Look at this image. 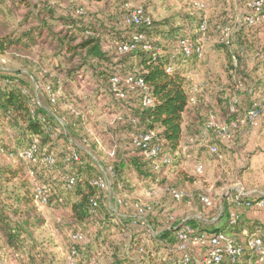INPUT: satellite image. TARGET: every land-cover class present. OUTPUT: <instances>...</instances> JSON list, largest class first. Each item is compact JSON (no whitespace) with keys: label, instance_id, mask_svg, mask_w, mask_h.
<instances>
[{"label":"trees","instance_id":"16d2710c","mask_svg":"<svg viewBox=\"0 0 264 264\" xmlns=\"http://www.w3.org/2000/svg\"><path fill=\"white\" fill-rule=\"evenodd\" d=\"M128 2L0 0V55L18 61L26 68L25 75H33L32 83L20 72L0 70V248L3 258L6 264H55L53 258H47L35 231L46 223L41 207L67 204L68 219L84 226V230L72 232L81 233L82 239L69 237V240L81 258L87 260H93L101 250L107 255L104 264H180V254L176 251L178 232L189 226L192 238L224 232L242 245L239 259L231 261L224 256L220 264H256L257 253L247 246V240L260 229L264 244V223L247 222L238 216L233 221L230 203L220 196L208 195L212 205L206 206L201 196L207 193L196 184L197 177L184 169L185 158L190 154L186 148L191 145L187 137L195 142L206 139L211 131L204 132L205 124L215 117L203 102V91L192 94L187 73L199 57L195 51L184 53L180 42L191 40L195 45H202L205 38L215 35L211 31L214 26L218 31L216 48L227 54L228 64L232 66V53H264V41L261 43L254 37L263 26L262 19L252 10V22L243 19L231 40L225 42L221 39V28L230 21L227 16H221L222 20L219 18L220 22L214 24L212 20L205 21L201 7H183L155 20L146 16L142 8L150 22L127 23L125 16L131 10ZM94 3L103 6L92 12L88 8ZM138 34L142 37L133 48L120 49L132 43ZM260 66H264V58ZM129 75L134 80L127 83ZM113 77L118 78L117 85L125 93L124 97L113 90ZM37 79L40 85H36ZM139 80L143 85L137 83ZM84 85L93 88L96 101L108 91L114 100L109 102L110 98L103 96L100 110L117 115L115 126L99 130L91 137L85 125L92 113L58 110L61 101H81L76 93ZM247 93L245 89L243 100L234 103L232 109L223 100L219 101L220 118L228 123L240 121L249 107ZM144 96L151 99L150 104L143 103ZM253 103L262 109L258 102ZM149 131L155 133L152 143L158 147V168L132 141L133 135ZM121 136L128 137L130 147L127 140L123 144L119 141ZM62 139L67 150L59 147ZM105 140L110 142V151L105 152L107 160L103 164H91L84 156H91L86 146L92 143L97 147L99 141ZM33 146L35 160L25 158L21 152ZM74 153L78 160L74 159ZM49 155L55 160L52 165L41 160ZM165 157L167 162L163 161ZM49 166L55 167V172L63 170L62 183L46 181L45 175L52 174ZM108 167L112 169V175H108L110 194L92 184L95 179L106 181ZM70 177L74 183L66 189L65 182ZM221 184L218 181L216 185ZM37 186L43 190L45 204H36ZM141 187L165 189L173 201L182 200L183 207L169 208L162 201H145L136 191ZM172 190L183 191L184 195L177 199ZM259 200L260 197L248 199L247 195L240 198L241 202L250 204ZM111 201L120 208L112 210ZM189 204L193 206L190 207L192 214H186ZM126 223L142 227L132 230L125 227ZM244 228L248 229L247 234H242ZM91 231L95 241L84 243ZM122 236L125 242L117 244L115 239ZM202 249L198 243L191 244L190 260L186 264H193L192 255H198L196 252Z\"/></svg>","mask_w":264,"mask_h":264},{"label":"crops","instance_id":"0c3cea01","mask_svg":"<svg viewBox=\"0 0 264 264\" xmlns=\"http://www.w3.org/2000/svg\"><path fill=\"white\" fill-rule=\"evenodd\" d=\"M246 7L247 9L242 10L240 19L237 17L238 20L233 21H237L238 24L235 23L237 29L241 21L247 15H251L252 9L248 3ZM261 19L263 26L256 31L254 37L259 38L262 43L264 41V18ZM205 21H207L206 18ZM227 25L222 26L221 34L225 33ZM220 51L217 61H213L211 54L207 53L190 66L187 75L190 78L192 94L203 91V102L211 108V113L217 123H228L218 114L219 101L223 100V103H227L232 109L234 103L243 100L245 89L248 91L247 100L249 101L246 113L253 107V102H258L262 106V115L255 126L240 123L230 139L221 138L214 132L199 142L187 137L191 145L186 148L190 151L186 158L191 156V159H194L192 174L197 177L198 187L207 195L226 198L230 203L229 210L232 217L238 216L247 222L264 223V66H260L264 53L255 51L232 53L230 56L232 66H230L227 54L223 50ZM243 76H246L244 80ZM185 120L188 121L187 114H185ZM212 144L218 146L221 155L219 159L209 152ZM230 160L235 166L230 165ZM197 161L204 164L205 169L201 174L195 171ZM229 175L230 177L234 175V182L227 181ZM238 180L241 181L248 199L256 200L260 197V200L251 203L250 206L236 204L234 194L236 193L235 183ZM218 181H222L219 186L216 185ZM247 232L248 229L244 228L242 234H247Z\"/></svg>","mask_w":264,"mask_h":264},{"label":"rangeland","instance_id":"374dc122","mask_svg":"<svg viewBox=\"0 0 264 264\" xmlns=\"http://www.w3.org/2000/svg\"><path fill=\"white\" fill-rule=\"evenodd\" d=\"M250 0H129L128 2V8L133 9L135 7H142L146 11V16H148L151 19L160 20L162 18H165L172 14L175 10L180 8H192V7H201L204 9V17L206 20H212V23H218L219 18L222 20L223 16H227L231 21V23H228L227 29L231 30L228 35L223 32L221 34V39L225 42H228L231 40L232 34L236 31L234 20H238L237 17H241L242 10H244L246 7V3H248ZM103 6L102 3H94L92 6H90L88 9L92 12H96L98 9ZM222 16V17H221ZM217 19V20H216ZM240 19V18H239ZM211 24V23H210ZM238 24V23H236ZM206 26V23H205ZM212 33L215 35L218 34V31H216V28L214 26L211 27ZM211 34V33H210ZM212 35V34H211ZM208 36L203 40L202 47L204 54H211L213 61L219 58L218 53L221 52V49L216 48L218 41L216 40V36ZM216 58V59H215ZM215 66V64L211 63ZM0 70L4 71H15L20 72L21 76L28 80L29 82L33 83V75H25L26 68L19 63L18 61L8 57V56H2L0 55ZM36 85H40L39 80L37 79ZM94 90L88 85H84L79 90H77V95L81 98V101L77 99H69L68 102L64 103L63 101L60 102L58 110L60 111H67L71 110L74 113L78 114L82 111H84V114L92 113V115L88 118V122H86L85 130L89 133V136L96 135V132H99V130H105L107 128H110L112 126H115V120L117 118V115L115 114H105L100 110V106L104 103L102 99L103 96H106L105 98H110L109 102H112L113 96L109 94L108 91H106L105 95L98 98V101L95 100L94 97ZM60 96V95H59ZM100 96V95H97ZM88 109V110H87ZM116 139V138H115ZM122 140V144L125 140H127L128 143V137L127 136H121L118 137ZM65 141L62 139L59 141L62 149L67 150V145L64 143ZM109 140H105V142L99 141L97 144V147H94L92 143H89L86 146V149L91 154L84 156L86 157V160H88L91 164L97 165L99 162L104 163V160L106 161L107 158H105V152L106 154L109 153L110 150H108L109 147ZM124 146V145H122ZM130 147L131 145H127ZM108 150V151H107ZM187 150V149H186ZM104 151V152H103ZM194 160V159H193ZM191 159V156H188V158H185L184 161V169L189 173L192 174V164L193 161ZM102 163V164H103ZM202 163V162H201ZM234 162L230 160V165ZM203 164V163H202ZM234 165V164H233ZM235 166V165H234ZM51 167V168H50ZM55 167L49 166L50 171L52 174L50 176L45 175L46 181L50 183H62L63 182V170H57L55 172ZM205 169V168H204ZM49 174V173H47ZM234 176V175H233ZM230 177V175L227 178V181L231 183L234 182V177ZM3 192V188H1ZM149 191V194H146V191ZM165 190V189H164ZM162 188H155L154 190L152 187H141L136 189L138 195H142L143 199L146 200H155V201H162V204L164 206H169V208H179L183 207V201H173L170 196L167 194V191L165 192ZM188 192V191H187ZM190 194V192H188ZM140 195V196H141ZM213 196V195H212ZM214 197V196H213ZM71 198H73V195H71ZM149 198V199H147ZM215 198V197H214ZM143 200V201H144ZM182 203V205H180ZM159 204V203H158ZM109 206L112 210H118L120 207H116L115 203L111 201L109 203ZM192 204H189L186 209L190 208ZM193 207V206H192ZM44 216L46 218V223L43 227L39 228L35 231L36 239L39 242V244L43 247L44 253L47 255V258L52 259L55 262V264L63 263L68 264L69 257L71 250L74 249L73 243L69 240V235L75 230H84V226H77L75 222L68 219L67 215V204L66 205H60V206H43L40 208ZM110 209V210H111ZM156 209V207H155ZM157 210V209H156ZM193 210L192 208L189 209V211H186V214H192ZM127 224V223H126ZM125 224L126 228H131L132 230L141 228L142 226L137 224ZM117 231V229H115ZM92 234V235H91ZM91 234H87V237L85 239L84 243H91L94 242V232L91 231ZM119 239H115L117 244L120 242H125L124 237H118ZM124 238V239H122ZM94 239V241H93ZM79 246V245H77ZM198 250H200V247H197ZM202 252V251H200ZM79 253V252H78ZM199 252H196L198 254ZM110 255V254H109ZM80 256V254H79ZM81 257V256H80ZM107 255L105 256L103 251L101 250L98 252V254L91 259L90 261H94L96 264H104L106 262ZM192 263L193 264H201L200 263V257L198 255H192ZM83 260H87L85 258H81ZM10 264V263H8ZM12 264V263H11Z\"/></svg>","mask_w":264,"mask_h":264},{"label":"built area","instance_id":"2783aa9c","mask_svg":"<svg viewBox=\"0 0 264 264\" xmlns=\"http://www.w3.org/2000/svg\"><path fill=\"white\" fill-rule=\"evenodd\" d=\"M264 4V0H250L248 2V6L258 14V17L264 18V11L262 9V6ZM125 20L127 23H139L141 21H145L146 23L150 22V19L143 15V9L142 7H135L131 9L128 14L125 16ZM245 20L248 22H252L253 15H247L245 17ZM202 28H205V24H202ZM228 30L226 31V34L228 35ZM142 37L141 34L135 35L133 37V42L129 44H125L120 47V49L126 51L128 49H131L134 47L135 43ZM181 50L189 54L193 51L197 53V56L199 58H202L204 55L203 47L202 45H195L193 41L191 40H182L180 42ZM167 71H170L168 69ZM134 80V77L132 75H129L126 79V82H132ZM112 88L114 91L117 92V95L120 97H124L125 93L118 87V78L113 77L111 79ZM139 85H143V82L139 80L137 82ZM190 101L193 102V97L190 98ZM143 103L150 104L151 99L147 96L143 97ZM262 115V109L257 106L256 104L245 114L244 118L240 121H232L230 123H217L215 120L211 119L209 120L204 127V132H214L217 136H220L221 138L230 139L233 135V132H235L238 128L240 123H244V125H250L255 126L258 124L260 117ZM155 133L153 131L140 133L132 136V141L136 146H139L143 149V152L146 157L151 158L153 164L155 165V168H158L159 161H157V154H158V147L155 143H152V139L154 138ZM35 151L34 146L31 149L24 150L22 155L30 160H35L33 156V152ZM209 151L211 154L216 155V158L219 159L221 157L218 146L216 144H212L209 147ZM112 155V153H110ZM74 159L78 160L77 154H73ZM42 161L48 163L49 165H52L54 163L53 156L49 155L41 159ZM164 162H167L168 159L165 157ZM195 171L197 174H201L204 171V164L201 162L195 163ZM107 178L106 181L102 180H92V184L99 185L107 190V192L110 194L112 192L111 188V181L108 175H112V169L111 167L107 168L106 171ZM74 183L73 178H67L65 182V188L70 189ZM235 191L234 194V202L236 204H243L245 206H250V202H241L240 198L245 195V191L243 189L242 183L240 180L236 181L235 183ZM146 194H149V191H146ZM172 194L175 198L179 199L184 195L183 191L179 190H172ZM201 200L203 203L210 207L212 205V198L208 195H202ZM119 201V200H118ZM46 203V197L43 194V190L40 186H37L36 188V204H45ZM136 208L140 212H142V208L139 207L138 204H134ZM141 217V216H139ZM235 216L233 217V221L235 220ZM192 230L189 226H184L179 232H178V239L179 243L176 246V251L180 254V258L178 262L180 264H186L190 260V253L189 248L190 245L193 243H198L200 246H203L202 252L198 253L200 257V263L201 264H220L221 260L224 256L228 257L231 261H236L239 259V257L242 255L243 247L240 243L236 242L234 238L227 235L224 232H218L214 233L210 236H202V237H194L192 238L189 234ZM261 230L257 229L252 236H250L247 240V246L250 249H253L257 253V259L256 264H264V244L263 239L260 236ZM70 239L72 240H79L82 239L81 233H70L69 235ZM69 257L68 264H94L93 261L90 260H83L79 256V253L76 250H71ZM0 264H6L5 259L2 255V250L0 248Z\"/></svg>","mask_w":264,"mask_h":264}]
</instances>
